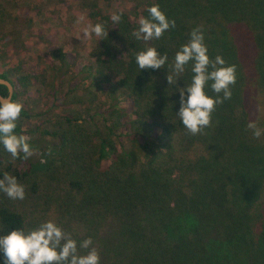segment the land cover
Wrapping results in <instances>:
<instances>
[{
  "label": "trees",
  "instance_id": "trees-1",
  "mask_svg": "<svg viewBox=\"0 0 264 264\" xmlns=\"http://www.w3.org/2000/svg\"><path fill=\"white\" fill-rule=\"evenodd\" d=\"M130 2L115 12L121 14L117 25L112 14L90 6L93 25L103 24L107 37L95 36L85 60L48 46L40 83L53 101L71 73L98 95V104L61 114V131H41L59 141L50 156L42 150L45 164L41 156L6 162L0 145V178L7 172L25 187L22 201L0 192V235L27 229L19 206L26 201L36 223L61 215L102 230V239L105 229L112 232L116 264H264V135L256 139L246 127L257 121L264 128V0ZM153 4L175 27L159 39L136 40L138 19L147 18ZM197 26L209 58L221 55L236 66V83L231 99L216 105L211 126L190 135L176 113L177 89L194 75L191 62L176 84L166 76L174 75V55ZM147 47L167 54L164 67L139 70L135 54ZM29 77L18 67L0 70L13 86L11 99L23 105L18 135L27 134L20 121L30 110L19 92ZM210 84L205 93L215 98ZM0 93L7 95L5 85ZM87 121L93 129L79 124Z\"/></svg>",
  "mask_w": 264,
  "mask_h": 264
},
{
  "label": "clouds",
  "instance_id": "clouds-1",
  "mask_svg": "<svg viewBox=\"0 0 264 264\" xmlns=\"http://www.w3.org/2000/svg\"><path fill=\"white\" fill-rule=\"evenodd\" d=\"M147 11L149 16L147 18L141 16L137 22L138 27L133 30L132 35L136 40L147 42L159 39L166 31L175 27V20H169L158 5H151ZM110 19L113 25H117L121 20V14L113 13ZM92 34L100 39L107 37V31L101 23L87 25L82 30V35L77 37L87 39ZM204 39L202 27L193 28L188 41L182 44L174 55L172 64L174 75L167 73L166 76L169 85L176 84L177 77L181 76L185 66L191 62V71L194 75L190 84L177 89L179 110L176 113L190 135L201 134L203 129L211 126V114L216 105L231 99L230 86L236 83V66L226 65L221 55H217L214 60L210 59ZM167 60V54L161 55L155 47H147L135 54L139 70L160 69L165 66ZM209 81L211 90L217 94L215 98L205 93L204 89ZM22 109V103L12 100L11 96L0 97V145L10 154L12 160L18 158L27 160L33 155H40L39 151L31 146L29 136L18 135L15 132ZM246 127L256 139L264 135V128L259 127L257 121H249ZM51 154L52 150L48 149L47 155ZM40 163H47L43 155ZM0 192L10 200L25 198V187L7 172L0 178ZM92 244L91 237L82 240L79 249L87 250L82 254L72 235L65 232L54 220L49 219L42 221L35 228L27 230L17 228L0 235V255L3 264H100L99 252Z\"/></svg>",
  "mask_w": 264,
  "mask_h": 264
},
{
  "label": "rangeland",
  "instance_id": "rangeland-1",
  "mask_svg": "<svg viewBox=\"0 0 264 264\" xmlns=\"http://www.w3.org/2000/svg\"><path fill=\"white\" fill-rule=\"evenodd\" d=\"M92 4H96L105 13L113 14L129 8L131 2L130 0H0V70L18 67L30 76L27 86L19 92L21 98L26 100L24 106L30 110V117L21 118L20 123L22 129L27 131L26 135L34 143L35 149L40 153L30 157L34 162L40 159L42 150L51 149L54 152L59 146L57 137L42 134V130L61 131L65 128L60 118L61 114L75 113L86 106L95 110L98 104V95L86 87V83L81 82L79 74L70 73L63 79L57 102L53 101L47 89L40 83L44 73V55L50 44L76 53L79 59L85 60L88 57L95 34L87 39H79L77 36L82 35V30L87 25L93 24L89 16ZM109 114L107 112L105 116L110 118ZM79 124L84 128L93 129V125L88 121ZM4 152L5 161L15 163L10 154L3 150ZM32 205V202L26 204V201L19 205L24 206L28 216L27 229L39 225L34 219L35 213L29 212L31 209L29 206ZM51 220L72 235L82 254L87 250L79 249L80 242L91 237L92 247L99 252L100 264L118 263L120 256L117 248H114L113 239L116 236L112 232L109 233L105 229L106 238L102 239V230L100 235L94 229L86 228L83 223L74 222L61 215H54ZM123 264L128 263L124 261Z\"/></svg>",
  "mask_w": 264,
  "mask_h": 264
},
{
  "label": "water",
  "instance_id": "water-1",
  "mask_svg": "<svg viewBox=\"0 0 264 264\" xmlns=\"http://www.w3.org/2000/svg\"><path fill=\"white\" fill-rule=\"evenodd\" d=\"M0 85H5L7 87V95L3 96L0 93V97H4V98H7L9 96L12 97V94H13V86H12V84L8 80H6L4 78H0Z\"/></svg>",
  "mask_w": 264,
  "mask_h": 264
}]
</instances>
